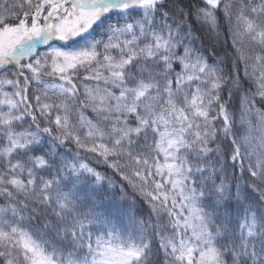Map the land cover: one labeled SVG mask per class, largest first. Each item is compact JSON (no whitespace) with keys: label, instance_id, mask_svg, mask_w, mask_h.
I'll return each mask as SVG.
<instances>
[{"label":"snow or ice","instance_id":"6c2138e0","mask_svg":"<svg viewBox=\"0 0 264 264\" xmlns=\"http://www.w3.org/2000/svg\"><path fill=\"white\" fill-rule=\"evenodd\" d=\"M0 264H264V0H0Z\"/></svg>","mask_w":264,"mask_h":264},{"label":"trees","instance_id":"16d2710c","mask_svg":"<svg viewBox=\"0 0 264 264\" xmlns=\"http://www.w3.org/2000/svg\"><path fill=\"white\" fill-rule=\"evenodd\" d=\"M98 170L104 171V168L103 167H99Z\"/></svg>","mask_w":264,"mask_h":264}]
</instances>
